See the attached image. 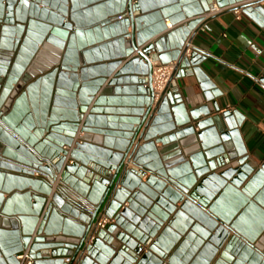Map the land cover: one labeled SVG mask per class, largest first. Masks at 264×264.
I'll return each mask as SVG.
<instances>
[{
    "label": "water",
    "instance_id": "1",
    "mask_svg": "<svg viewBox=\"0 0 264 264\" xmlns=\"http://www.w3.org/2000/svg\"><path fill=\"white\" fill-rule=\"evenodd\" d=\"M215 2L241 4L264 24V0ZM211 6L0 0V264H20L25 251L33 264H264V162L249 161L242 117L219 113L220 95L198 67L204 57H186ZM166 21L178 27L146 45ZM102 33L119 38L86 49ZM108 49L137 55L89 110L107 81L88 76L122 64L87 68ZM152 51L162 64L176 62V79L197 76L211 106L188 112L178 89L167 88L152 111ZM101 214L112 223L88 244Z\"/></svg>",
    "mask_w": 264,
    "mask_h": 264
},
{
    "label": "crops",
    "instance_id": "2",
    "mask_svg": "<svg viewBox=\"0 0 264 264\" xmlns=\"http://www.w3.org/2000/svg\"><path fill=\"white\" fill-rule=\"evenodd\" d=\"M240 5L230 6L224 11L207 16L209 18L195 35L190 48L204 57L198 67L204 77L215 86V91L220 95L215 98L220 108L219 113L229 110L237 112L242 117L240 133L249 161L252 165L260 167L264 162V24L261 25L256 20L242 13V11H240V19H237L235 11L238 10ZM261 6L264 7L263 4ZM125 15L122 14L120 16ZM139 15V12L133 14L134 17ZM187 21H190V19L179 25H183ZM165 25L167 30L154 37L146 45L153 44L160 37L178 27L171 26L169 21H166ZM130 31L129 29L128 33ZM108 37H110L109 40L102 33L101 38L98 40L95 36L94 42H86V49L99 47L119 38V36H113L112 34H109ZM139 50H142V48H139ZM119 55L115 49L112 51L108 49L106 53L100 51L99 55H91V63L87 65V68L107 65L112 58L114 61H122V64L111 75L99 73L88 76V79L93 76H106L105 79L107 81L93 97V102L88 107L89 110L94 106V102L101 91L107 87L108 81L114 78V75L121 70L127 61L136 57L137 52L135 51L129 57H120ZM154 55L155 53L152 51V60ZM176 85L188 112L206 104L211 106L206 101L200 80L190 71H188L187 75L177 79ZM128 97L138 98L139 96ZM158 101L159 99L155 98L152 111ZM87 115L88 112L84 117ZM149 121L150 119L148 118L147 123ZM82 123L83 120H81L79 130L76 132L74 143L80 142V137L83 135L80 132ZM143 143L141 142L140 145ZM156 148L159 150L162 145L156 144ZM63 149L70 151L72 147L65 146ZM70 162L71 159L67 157V163ZM131 168L136 167L130 164L129 169ZM37 178L45 179L46 177L39 174ZM8 197V195H5V199ZM179 206L180 203L178 204Z\"/></svg>",
    "mask_w": 264,
    "mask_h": 264
},
{
    "label": "built area",
    "instance_id": "3",
    "mask_svg": "<svg viewBox=\"0 0 264 264\" xmlns=\"http://www.w3.org/2000/svg\"><path fill=\"white\" fill-rule=\"evenodd\" d=\"M224 9H219L216 5L215 0H212V6H211V12L207 16H211L214 13L224 11ZM240 11L236 10L235 13L237 15V19H240ZM125 16H118L112 21H121ZM206 16V17H207ZM195 51L191 48L186 52V57H190L191 52ZM152 63V79H151V87L152 91L155 94L156 99H160L161 95L167 90V88H170L171 90L178 89L176 85V78L175 73L177 71V65L176 62H172L169 64H162L158 59L151 60ZM39 173H35L34 177H38ZM57 187V184L55 185ZM112 220L107 218L104 214H101L96 222L94 223L91 234L88 237L87 243H92V241L95 238V234L98 230L103 229L106 225L111 224ZM47 257H51V251H47ZM17 260L20 262V264H33V260L31 259L29 252L25 251L19 255L16 256ZM80 258L78 257L76 261H78ZM66 263L71 262V258H65Z\"/></svg>",
    "mask_w": 264,
    "mask_h": 264
}]
</instances>
